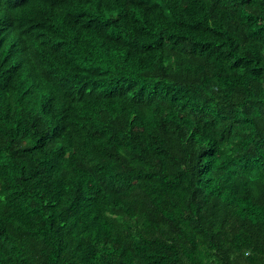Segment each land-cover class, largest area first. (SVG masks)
Segmentation results:
<instances>
[{"label": "trees", "instance_id": "1", "mask_svg": "<svg viewBox=\"0 0 264 264\" xmlns=\"http://www.w3.org/2000/svg\"><path fill=\"white\" fill-rule=\"evenodd\" d=\"M0 264H264V0H0Z\"/></svg>", "mask_w": 264, "mask_h": 264}]
</instances>
